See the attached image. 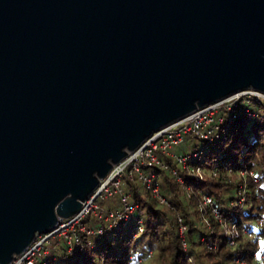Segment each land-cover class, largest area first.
Here are the masks:
<instances>
[{
	"label": "water",
	"instance_id": "1",
	"mask_svg": "<svg viewBox=\"0 0 264 264\" xmlns=\"http://www.w3.org/2000/svg\"><path fill=\"white\" fill-rule=\"evenodd\" d=\"M264 94V0H0V264L158 131Z\"/></svg>",
	"mask_w": 264,
	"mask_h": 264
},
{
	"label": "trees",
	"instance_id": "2",
	"mask_svg": "<svg viewBox=\"0 0 264 264\" xmlns=\"http://www.w3.org/2000/svg\"><path fill=\"white\" fill-rule=\"evenodd\" d=\"M251 107L255 117L234 109L224 115L217 140L199 143L192 140L189 151L181 153H198L190 164L204 172L202 179L180 172L190 188L188 199L168 171L156 170L175 211L159 205L139 183L126 181L123 189L129 194V201L138 206L135 218L127 227L118 226L100 238H92L93 247L84 244L81 251L68 252L62 244L53 245L49 247L48 264H126L130 251L136 247L152 250L162 264H238L237 260L264 264L256 263L252 257L260 250L259 244L264 243V228L260 225L264 220V110L260 106L258 109ZM167 162L171 166L176 164ZM243 168L252 170L259 184L256 189L250 179L247 181L245 205L240 207L233 204L236 201L234 188L238 183L231 182L225 173ZM203 195L213 199L229 223L252 230L254 240L232 247L228 237L221 233L219 223L207 211L198 210ZM189 209H193L192 213ZM177 215L186 227L185 251L181 247ZM137 218L141 219L143 232L134 238ZM261 252L264 254V250Z\"/></svg>",
	"mask_w": 264,
	"mask_h": 264
},
{
	"label": "built area",
	"instance_id": "3",
	"mask_svg": "<svg viewBox=\"0 0 264 264\" xmlns=\"http://www.w3.org/2000/svg\"><path fill=\"white\" fill-rule=\"evenodd\" d=\"M251 106H255L256 109L260 106L264 110V94L252 90L241 92L196 110L186 118L153 134L138 149L113 166L108 175L100 180L93 194L82 203V208L76 215L61 219L52 232L37 236L26 251L16 256L10 264H48L49 247L53 245L62 244L68 252L81 251L84 244L93 247L92 238H100L106 232L114 231L118 226L127 227L135 218L138 206L129 201V194L123 189L126 181L139 183L159 205H166L168 209L174 211L173 204L162 189L161 179L156 174V170L168 171L179 184L181 193L188 199L190 188L184 183L180 172L189 177L202 179L203 170L190 164L198 153L190 151L181 154L173 152L172 149L181 145L186 137L195 138L199 142L217 140L224 115L235 109L243 111L249 117H255L256 113L253 112ZM167 161L176 164L171 166ZM225 176L229 177L231 182L238 183L234 188L236 201L233 204L243 207L246 200L247 181L250 179L257 189L259 184L257 175L252 170L243 168L235 172L227 170ZM106 200L111 201L109 205L104 204ZM198 210L207 211L219 223L221 233L228 237L232 247H236L240 242L254 240V232L229 223L223 212L214 205L210 196H202ZM176 221L181 247L185 251L187 249L184 236L186 227L178 215ZM260 225L264 228V220ZM135 226L134 238L143 232L140 218L136 219ZM202 241L205 242L204 238ZM206 244L210 245L208 242ZM263 246L264 243L259 244L260 250L252 254L253 261L256 263L264 262V254L261 252V249L264 250ZM152 256V250L146 247H136L130 251L126 264H140L143 259ZM237 263L246 264L243 260H237Z\"/></svg>",
	"mask_w": 264,
	"mask_h": 264
},
{
	"label": "rangeland",
	"instance_id": "4",
	"mask_svg": "<svg viewBox=\"0 0 264 264\" xmlns=\"http://www.w3.org/2000/svg\"><path fill=\"white\" fill-rule=\"evenodd\" d=\"M192 137H186L185 141L179 145V146H175L172 151L175 152V153H182L184 151H189V144L190 142L193 140L194 143H199V141H197L195 138L191 139ZM109 200H106L104 201V204L105 205H109ZM114 204V203H113ZM163 208H167V206L165 205H161ZM173 211V210H172ZM175 211V210H174ZM193 209H189L188 212H191L192 213ZM199 219V218H198ZM261 244V243H260ZM264 247V246H263ZM263 247H260V248H263ZM140 264H162L159 259H156V257L153 255L151 258H148V259H143L142 262Z\"/></svg>",
	"mask_w": 264,
	"mask_h": 264
}]
</instances>
